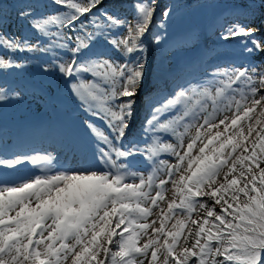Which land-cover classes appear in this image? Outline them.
<instances>
[{"label": "snow or ice", "instance_id": "6c2138e0", "mask_svg": "<svg viewBox=\"0 0 264 264\" xmlns=\"http://www.w3.org/2000/svg\"><path fill=\"white\" fill-rule=\"evenodd\" d=\"M102 3L51 0L60 10L43 14L30 4L21 8L18 18L47 43L0 31V48L7 52L51 54L45 70L66 77L111 133L85 121L100 168H59L47 151L0 150V168L27 162L40 172L12 183L0 179V264H264V66L217 67L212 75L221 78L162 96L148 109L142 127L150 135L143 147L125 145L145 83L144 38L156 0L133 3L135 22ZM9 7L0 0V28ZM258 31L232 23L221 39L246 38L243 50L251 56L264 52ZM164 38L154 37L157 43ZM20 66L0 53V68ZM8 98L0 88V102ZM162 134L177 142H162ZM161 153L176 162L159 159ZM136 155L151 162L147 174L130 167Z\"/></svg>", "mask_w": 264, "mask_h": 264}, {"label": "rangeland", "instance_id": "374dc122", "mask_svg": "<svg viewBox=\"0 0 264 264\" xmlns=\"http://www.w3.org/2000/svg\"><path fill=\"white\" fill-rule=\"evenodd\" d=\"M15 1L18 2L3 0L10 5L8 11L11 15L5 24L15 33L14 36L19 37V32L24 29L17 15L20 9L12 3ZM49 2L45 3L48 12H45V7L35 6L37 14L60 10ZM135 2L137 0H103L99 7L110 11L115 9L126 16L129 22H135L136 14L132 7ZM250 4L255 5L254 11L249 9ZM168 8L171 13L165 18L162 12ZM232 23L255 27L259 29L255 37L264 39V6H261V0H156L153 24L144 38L147 45L143 54L147 60L145 83L136 97L125 145L131 141L143 147L150 135L142 127L149 107L162 96L178 90V87H188L189 84L203 86L213 79L221 78L212 75L217 67H242L251 63L257 71L261 70L264 66V52L249 56L243 50L242 41L246 38L221 39L224 28ZM118 31L124 32L125 29ZM157 34L165 37L159 43L154 39ZM22 35L47 43V38L38 35L35 30L34 33L25 32ZM32 39L31 42L35 43ZM0 53L5 58H14L22 65L0 68V88L9 97L0 102V150L9 153L47 151L55 155L54 164L59 168H78L82 165L100 168L94 154L95 138L85 121H92L106 134L111 133L105 122L93 116L88 106L72 93L66 77L55 69L45 70L44 65L52 60L51 54L10 53L3 48H0ZM110 55L123 63L124 57L120 52L110 49ZM83 79L91 81L92 77L84 74ZM62 92L65 93L64 97L57 100L56 95ZM260 95H264V89H261ZM56 103L61 107L66 104L68 109L71 107L65 117L59 114ZM68 115L74 116L73 119ZM167 118L165 116L162 119ZM161 139L165 143L177 142L170 134H162ZM159 159L176 162L175 157L169 153H161ZM129 162L133 171L145 174L151 171V162L142 155L131 157ZM38 174L39 169L27 162L13 169L0 168V179L10 183ZM166 196H171V192L166 193ZM193 218H196L195 214Z\"/></svg>", "mask_w": 264, "mask_h": 264}, {"label": "trees", "instance_id": "16d2710c", "mask_svg": "<svg viewBox=\"0 0 264 264\" xmlns=\"http://www.w3.org/2000/svg\"><path fill=\"white\" fill-rule=\"evenodd\" d=\"M46 1H48L49 2V0H44V1H41V0H18V2H12L14 5H17L18 7H19V9H21V8H23V7H25L27 4L26 3H28V5L30 4V5H32L33 6V8L35 9V6L36 7H41V8H43L44 9V7H45V12H48V7L46 6ZM49 3H51V1L49 2ZM48 4V3H47ZM46 8H47V10H46ZM10 13V11H8V15H7V19L6 20H3V26H2V28H0V31H2L4 34H6V35H9V36H14V34L15 33H12L11 31H10V29H9V27L5 24V23H8L9 22V18H11V15L9 14ZM22 20V25H23V29L24 30H22V32L20 33L19 32V37H21V38H24V36L22 35L23 33H25V32H27V33H34V30H33V28L31 27V25L28 23V21L27 20H23V19H21ZM5 24V25H4ZM205 25H206V23H205ZM207 25H208V23H207ZM29 31V32H28ZM30 39H32V38H30ZM36 39V38H35ZM32 39L33 41H37L38 39ZM21 61V60H20ZM59 94V93H58ZM56 95L57 96V100L59 99V100H61L60 99V97H64V92H62V93H60L59 95ZM60 103V102H59ZM56 108H57V110L59 111V114H61L63 117H65V115L67 114L66 112L67 111H69V109L71 108H69L68 109V105H66L65 104V106H63V107H61L58 103H56ZM57 111V112H58ZM57 114V113H56ZM68 117L72 120L73 118L72 117H74V116H71V115H68Z\"/></svg>", "mask_w": 264, "mask_h": 264}]
</instances>
